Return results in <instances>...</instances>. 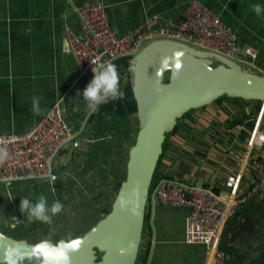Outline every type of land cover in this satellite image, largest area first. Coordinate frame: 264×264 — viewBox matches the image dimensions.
Returning a JSON list of instances; mask_svg holds the SVG:
<instances>
[{
  "label": "crops",
  "instance_id": "1",
  "mask_svg": "<svg viewBox=\"0 0 264 264\" xmlns=\"http://www.w3.org/2000/svg\"><path fill=\"white\" fill-rule=\"evenodd\" d=\"M189 1L0 0V135L23 134L34 128L57 102H61L68 123L77 133L76 140L55 161L60 173L56 171V181L51 184L53 191L59 192L60 198L56 195L55 201L63 209L51 217V223L29 220L19 210L21 199L36 201V195H32L35 182L0 184V226L11 232L5 231L6 235L33 244L83 236L111 211L126 179L138 119L134 115L122 118L113 111L98 113L100 107L90 115L82 97L73 101L77 92L86 87L78 61L66 52L69 35L82 30L74 8L102 3L111 25L119 36H124L152 16L167 25H177ZM201 1L221 16L241 47L247 45L256 51L254 65L247 64L264 74V12L257 16L251 10L253 4L264 6V0ZM114 64L124 93L123 82L128 74L121 72L117 61ZM34 95L41 97V115L32 112ZM259 103L225 98L192 111L180 121L179 131L163 156L160 173L186 183L197 181L227 195L230 178L239 170L260 112ZM240 120L244 121L233 124ZM200 122L204 123L203 129ZM201 130L218 137V143L212 147L207 141L204 151L198 148ZM184 139L187 145L182 143ZM260 141L262 146L255 147L253 156L264 160V117ZM190 156L196 160L188 166L182 164ZM252 180L246 171L242 192H246ZM188 215L186 208H173L150 198L137 264H213L205 245L185 242Z\"/></svg>",
  "mask_w": 264,
  "mask_h": 264
},
{
  "label": "water",
  "instance_id": "2",
  "mask_svg": "<svg viewBox=\"0 0 264 264\" xmlns=\"http://www.w3.org/2000/svg\"><path fill=\"white\" fill-rule=\"evenodd\" d=\"M247 47L240 46V56ZM128 82L137 105L138 133L111 211L83 236L57 243L33 244L0 231V264H136L167 135L188 113L222 97L264 103V74L169 39L152 41L130 60L124 92ZM55 169L60 173L59 165Z\"/></svg>",
  "mask_w": 264,
  "mask_h": 264
},
{
  "label": "built area",
  "instance_id": "3",
  "mask_svg": "<svg viewBox=\"0 0 264 264\" xmlns=\"http://www.w3.org/2000/svg\"><path fill=\"white\" fill-rule=\"evenodd\" d=\"M74 10L82 30L69 35L66 52L78 61L80 77L85 80L86 86L93 78L92 68L95 69L100 63L133 58L142 50L145 41L156 39L182 42L236 63L243 61L254 65L257 59L256 51L249 47L240 56V44L234 31L201 0H190L182 20L175 26L152 16L138 29L124 36H119L111 25L102 3L75 7ZM87 109L90 115L96 112L88 106ZM263 117L264 103L256 117L239 170L230 178L227 195L218 194L197 181L186 183L168 178L165 174H161L164 177L151 190V199L173 208L189 210L185 242L205 245L209 255H212L213 264H227L233 257L220 250L222 234L229 218L250 200L264 198V160L253 156L255 147L262 146L260 127ZM76 138L77 133L68 123L61 102H57L38 125L25 133L0 135V148H6L9 153L8 160L0 165V184L38 180L52 182L56 159ZM204 141L213 147L218 143V137L206 132ZM246 171L250 172L253 180L246 192H242Z\"/></svg>",
  "mask_w": 264,
  "mask_h": 264
},
{
  "label": "trees",
  "instance_id": "4",
  "mask_svg": "<svg viewBox=\"0 0 264 264\" xmlns=\"http://www.w3.org/2000/svg\"><path fill=\"white\" fill-rule=\"evenodd\" d=\"M131 59L132 58H122L117 61V63L121 65V72H124V74H128ZM124 94L126 104L123 99L116 100L107 105L100 106V112L98 113L113 111L122 118L128 117L129 115L136 116L137 105L130 82H128ZM224 98L226 97L218 99L216 103L222 101ZM93 118L94 116H91V120ZM243 121L244 120H240L233 124H238ZM178 131L179 124L172 133L167 135V139L163 145V154L158 163L151 190L155 183L164 177L161 176L160 173L162 159L169 149L172 137L177 134ZM165 176L168 178H174L170 175ZM109 212L110 211H107V214ZM145 222H147V219ZM220 250L233 256L227 264H264V198H254L250 200L229 218L222 234Z\"/></svg>",
  "mask_w": 264,
  "mask_h": 264
},
{
  "label": "clouds",
  "instance_id": "5",
  "mask_svg": "<svg viewBox=\"0 0 264 264\" xmlns=\"http://www.w3.org/2000/svg\"><path fill=\"white\" fill-rule=\"evenodd\" d=\"M251 10L259 16L264 12V6L253 4L251 5ZM92 72L93 78L82 92H77L73 101L82 97L87 106L95 112L102 105L124 98V93L120 88V76L116 64L112 62L100 63L95 69L92 68ZM40 100V96L34 95L32 97V112L34 115L42 114ZM8 158L7 149L0 148V165L4 164ZM62 209L63 205L59 201H55L49 206L46 197L43 195L35 202L27 198L21 199L19 205L20 212L26 214L27 219L43 223H51V217L58 215Z\"/></svg>",
  "mask_w": 264,
  "mask_h": 264
},
{
  "label": "rangeland",
  "instance_id": "6",
  "mask_svg": "<svg viewBox=\"0 0 264 264\" xmlns=\"http://www.w3.org/2000/svg\"><path fill=\"white\" fill-rule=\"evenodd\" d=\"M152 41H145L144 43H143V46H142V48L141 49H144L149 43H151ZM239 65L243 68V69H248V70H251V71H255L256 72V70L255 69H251V67L246 63V62H243V61H240L239 62ZM226 98H228V97H226ZM225 99V98H224ZM230 99V98H229ZM231 99H235V98H231ZM260 104V103H259ZM261 106H262V103L260 104ZM191 113V112H190ZM187 115H189V114H187ZM186 115V116H187ZM181 121V120H180ZM180 121H179V123H180ZM198 125H199V127L201 128V129H203V127H204V123H198ZM202 131V130H201ZM207 132V131H206ZM205 131H202V134H201V136H199V143H197V147L198 148H201L202 149V151H204L205 150V146H206V142L204 141V134L206 133ZM137 138V137H136ZM185 142V143H184ZM184 142L182 141V143L183 144H186L187 145V141L184 139ZM187 160H186V162L185 161H183L184 163H182V164H185V163H187V166H188V163L190 162V161H192V160H196L195 158L194 159H191V156H190V158H186ZM187 168V167H186ZM33 182H35L36 184L34 185V188H33V190H34V194H32L34 197H35V195H36V197H35V199L37 200V199H39V197L41 196V195H43V196H45L46 197V199H47V201H48V205L50 206L53 202H55V200H56V195H57V197H59L60 195H59V192H57V191H53V188H52V184H51V182L50 181H46V182H42V181H33ZM26 184H29V182L28 183H26ZM3 186H5V184H3ZM27 187H29V188H26V190L30 193L31 192V189H30V186H27ZM60 198V197H59ZM111 208H112V206H111ZM53 217V216H52ZM11 227L13 226L12 224L10 225ZM5 227H2V226H0V231H2V232H4V233H6L5 231H7V233H11L8 229H4ZM29 242H31V241H29Z\"/></svg>",
  "mask_w": 264,
  "mask_h": 264
},
{
  "label": "bare ground",
  "instance_id": "7",
  "mask_svg": "<svg viewBox=\"0 0 264 264\" xmlns=\"http://www.w3.org/2000/svg\"><path fill=\"white\" fill-rule=\"evenodd\" d=\"M211 261H212V255H210Z\"/></svg>",
  "mask_w": 264,
  "mask_h": 264
}]
</instances>
